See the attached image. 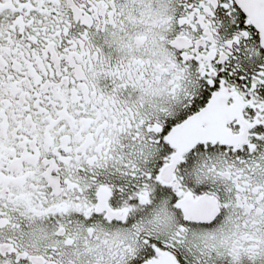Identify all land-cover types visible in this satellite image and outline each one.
<instances>
[{"label":"snow or ice","instance_id":"6c2138e0","mask_svg":"<svg viewBox=\"0 0 264 264\" xmlns=\"http://www.w3.org/2000/svg\"><path fill=\"white\" fill-rule=\"evenodd\" d=\"M0 264H264V0H0Z\"/></svg>","mask_w":264,"mask_h":264}]
</instances>
